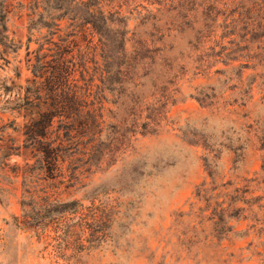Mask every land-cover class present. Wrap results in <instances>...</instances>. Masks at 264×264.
Listing matches in <instances>:
<instances>
[{
	"label": "rangeland",
	"instance_id": "rangeland-1",
	"mask_svg": "<svg viewBox=\"0 0 264 264\" xmlns=\"http://www.w3.org/2000/svg\"><path fill=\"white\" fill-rule=\"evenodd\" d=\"M16 1L25 7L6 24L22 47L0 60V100L41 81L30 72L34 53L26 55L33 0ZM110 4L127 17L130 71L122 92L107 95L105 132L114 123L129 134L141 109L146 124L86 186L57 189L76 211L56 233L47 223L57 212L37 200L29 226L20 222L13 177L34 164L23 133L45 107L0 112V264H264V14L244 10L251 24L236 28L219 8L209 21L206 7L190 3ZM89 39L82 33L74 50L91 70L100 51ZM91 207L110 223L94 222Z\"/></svg>",
	"mask_w": 264,
	"mask_h": 264
},
{
	"label": "trees",
	"instance_id": "trees-1",
	"mask_svg": "<svg viewBox=\"0 0 264 264\" xmlns=\"http://www.w3.org/2000/svg\"><path fill=\"white\" fill-rule=\"evenodd\" d=\"M111 1L33 0L27 6L26 55L34 53L30 72L41 81L26 85L23 93L19 87L13 97L0 100V112L39 109L40 105L45 107L23 133L22 146L30 149L34 164L16 167L13 172V177L21 184L20 222L24 226H29L31 205L37 200L40 211L52 207L51 210L57 212L47 225L52 223L53 231L59 232L61 218L76 209L65 208L67 202L59 196L57 189L61 186L64 190L86 186L83 179L112 161L124 148L123 145L129 144L135 130L146 124L141 121V109L133 115L128 136L120 134L119 126L114 123H111L113 131L105 132V126L110 125L105 115L107 95L116 97L122 92L130 71V31L128 23H124L127 17L121 15V6L117 9L110 6ZM145 1L149 5H158L155 7L157 10L186 3H190L191 9L206 7L209 21L212 20V12L219 8L228 16L225 23L236 28L251 24L244 10L254 12L261 19L264 14V0ZM24 7L16 0H0V60L4 63L9 62V53L17 54L22 47L8 34L7 16L12 10L20 12ZM82 33L90 36L88 48L94 37L97 38L91 48L95 53L99 49L100 58L93 60L91 70L86 62H80V53L74 50ZM32 42L37 44V48L30 51ZM42 183H48V189L38 187ZM85 209L81 207L80 212ZM87 210L100 213L93 215L94 222L110 223L103 215L105 209L91 207ZM225 211L221 209L222 214ZM222 217L225 223L226 214ZM225 229L230 231L226 223ZM56 236V240L60 238L58 234Z\"/></svg>",
	"mask_w": 264,
	"mask_h": 264
}]
</instances>
